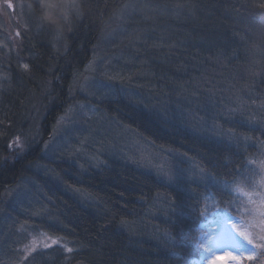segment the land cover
Wrapping results in <instances>:
<instances>
[{
	"label": "trees",
	"instance_id": "1",
	"mask_svg": "<svg viewBox=\"0 0 264 264\" xmlns=\"http://www.w3.org/2000/svg\"><path fill=\"white\" fill-rule=\"evenodd\" d=\"M72 1L76 12L65 8L56 29L41 20L39 0H19L18 41L0 33V203L9 189L29 188L28 208L0 207V264H200L203 208L238 207L233 188L256 189L262 171L264 11L251 0ZM123 5L136 7L144 51L101 69L99 105L200 166L204 181L173 183L117 157L88 163L47 149ZM17 137L30 142L13 156ZM39 233L62 243L27 254Z\"/></svg>",
	"mask_w": 264,
	"mask_h": 264
},
{
	"label": "rangeland",
	"instance_id": "2",
	"mask_svg": "<svg viewBox=\"0 0 264 264\" xmlns=\"http://www.w3.org/2000/svg\"><path fill=\"white\" fill-rule=\"evenodd\" d=\"M63 3L68 13L72 10L76 12V2L65 0ZM21 4L19 0H0L2 41H18L21 28ZM135 8L123 5L106 23L97 42L92 61L82 74L83 77L74 86L72 104L58 119L47 149L53 157L60 154L66 158H75L73 160L85 158L90 161L88 163L95 162V157L99 154L117 157L135 166H146L156 175L173 183L204 181L207 175L200 166L174 151L162 149L142 139L139 134L106 115L99 105L102 92H105L97 82L103 78L99 76L102 70L109 73L111 70L109 65H113L115 60H127L125 59L127 55L134 53L138 55L140 51H144L141 47L142 36H135L138 30L135 20L140 19H132ZM140 10L141 15L148 18L150 14L147 9ZM147 50L148 48L145 49ZM143 54L145 58V53ZM17 138L14 139L10 150L13 156L23 153L30 142L27 143L23 137ZM260 170L262 171H260L256 189H253L257 192L264 191L258 185L259 180L264 177V169ZM28 189V186H16L9 189L4 194L0 207L28 208ZM239 198L238 203L241 205L238 207L233 204L226 209L215 205L203 208L204 219L198 240L199 246L203 245L201 256L204 261L200 264H236V262L228 261L224 253L228 251L235 253L241 247L250 248L239 236V231L248 232L254 238V243H264L259 239L262 234L259 229L252 227L254 220L250 213L256 206L249 204L241 196ZM25 199H27L26 203ZM253 199L257 202L259 200L256 196ZM232 223L237 225L236 229H233ZM23 228L27 229L26 227L21 229ZM60 243H62L61 239L57 237L39 233L29 239L25 252L30 254L37 249L49 248ZM255 251L259 253L261 249H255ZM240 254L243 256L247 253L241 251ZM249 262L244 259L240 264H249Z\"/></svg>",
	"mask_w": 264,
	"mask_h": 264
},
{
	"label": "snow or ice",
	"instance_id": "3",
	"mask_svg": "<svg viewBox=\"0 0 264 264\" xmlns=\"http://www.w3.org/2000/svg\"><path fill=\"white\" fill-rule=\"evenodd\" d=\"M28 67L29 66L27 64L22 65V68L25 70H27ZM261 168L264 169V162H262ZM258 185L260 189H264V177L259 180ZM233 191L237 192L239 196L245 198L249 204L256 206L250 213V215H253L254 220L252 227L254 229H259V231L262 233L259 239L261 241H264V191L257 192L241 186L233 188ZM254 196L259 198L258 202L257 200L253 199ZM232 227L233 229H236L237 225L235 223H232ZM239 236L246 242L247 245L250 246V248L243 249L241 247L240 249H237L235 253L231 251L225 252L224 255L226 259L230 262H236V264H240V262L244 259L250 262L257 261L259 262V264H264V262L260 261V257H264V243H254V238L251 237L246 231H239ZM201 247H203V245H201ZM255 249H261V251L257 253ZM69 251H71V249H69ZM241 251H244L247 254L242 256L240 254Z\"/></svg>",
	"mask_w": 264,
	"mask_h": 264
},
{
	"label": "clouds",
	"instance_id": "4",
	"mask_svg": "<svg viewBox=\"0 0 264 264\" xmlns=\"http://www.w3.org/2000/svg\"><path fill=\"white\" fill-rule=\"evenodd\" d=\"M252 6L264 11V0H251ZM63 0H39V14L41 20L56 29L63 27L61 17L67 22Z\"/></svg>",
	"mask_w": 264,
	"mask_h": 264
}]
</instances>
